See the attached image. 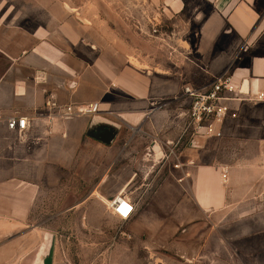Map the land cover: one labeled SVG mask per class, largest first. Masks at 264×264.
Returning <instances> with one entry per match:
<instances>
[{
	"label": "crops",
	"instance_id": "crops-1",
	"mask_svg": "<svg viewBox=\"0 0 264 264\" xmlns=\"http://www.w3.org/2000/svg\"><path fill=\"white\" fill-rule=\"evenodd\" d=\"M197 1L162 0L159 15L178 21L151 37L153 48L137 49L133 56L142 66L131 72L103 60L78 70L41 44L6 66L0 75V264H62L45 244L51 233L43 226L52 217L35 223L36 207L57 187L58 166L74 165L84 134L92 138L112 127L116 138L126 125L132 136L141 126L152 148L172 147L184 120L183 87L207 86L223 74L232 76L243 99L230 102L221 137L195 140L186 163L190 200L199 215L216 221L203 248L227 253L235 264H264V97H258L264 93V0ZM48 100L60 107L99 101L102 111L67 117ZM109 110L120 120L100 114ZM13 114L27 118L24 133L8 128ZM114 177L121 188L135 173L122 178L119 170Z\"/></svg>",
	"mask_w": 264,
	"mask_h": 264
},
{
	"label": "rangeland",
	"instance_id": "rangeland-1",
	"mask_svg": "<svg viewBox=\"0 0 264 264\" xmlns=\"http://www.w3.org/2000/svg\"><path fill=\"white\" fill-rule=\"evenodd\" d=\"M162 9V0H0V75L40 44L78 70L93 68L98 60L129 72L141 68L133 56L137 49L153 48L151 37L178 21L159 15ZM187 107L185 101L183 110ZM100 114L120 120L114 111ZM138 129L130 136L133 132L122 125L110 143L84 134L74 165L58 166L57 187L42 194L34 220L52 217L43 226L51 233L45 244L52 259L62 264H235L229 254L202 247L216 221L199 215L190 200L186 163L198 144L188 137L177 143L179 135L172 147L162 150L155 143L152 148L145 127ZM119 170L122 178L135 173L121 188L114 179ZM119 191L137 206L128 220L106 206Z\"/></svg>",
	"mask_w": 264,
	"mask_h": 264
},
{
	"label": "built area",
	"instance_id": "built-area-1",
	"mask_svg": "<svg viewBox=\"0 0 264 264\" xmlns=\"http://www.w3.org/2000/svg\"><path fill=\"white\" fill-rule=\"evenodd\" d=\"M183 96L184 103L188 102V107L183 112L184 120L177 143L183 137H188L191 142L198 138L221 137L223 135L222 125L231 111L230 102L243 99L239 96L238 88L229 74L214 77L207 86L185 85ZM258 97H264V93H260ZM47 104L58 108V112L67 117L93 116L102 111L99 101L71 104L66 107H60L51 100H48ZM7 126L10 130L24 133L28 121L26 117L13 114L8 116ZM176 167H181V164H177ZM106 206L113 215L121 220H128L136 211L135 202L123 192L109 199Z\"/></svg>",
	"mask_w": 264,
	"mask_h": 264
},
{
	"label": "water",
	"instance_id": "water-1",
	"mask_svg": "<svg viewBox=\"0 0 264 264\" xmlns=\"http://www.w3.org/2000/svg\"><path fill=\"white\" fill-rule=\"evenodd\" d=\"M92 137L99 139L105 143H110L111 140H113L115 136V131L112 127H110L109 130L99 132L97 134H90ZM45 264H51V261L45 262Z\"/></svg>",
	"mask_w": 264,
	"mask_h": 264
}]
</instances>
